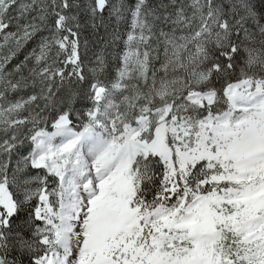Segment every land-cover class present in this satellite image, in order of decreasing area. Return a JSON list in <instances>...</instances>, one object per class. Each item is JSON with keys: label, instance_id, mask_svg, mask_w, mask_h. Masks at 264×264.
I'll use <instances>...</instances> for the list:
<instances>
[{"label": "snow or ice", "instance_id": "obj_1", "mask_svg": "<svg viewBox=\"0 0 264 264\" xmlns=\"http://www.w3.org/2000/svg\"><path fill=\"white\" fill-rule=\"evenodd\" d=\"M0 264H264V0H0Z\"/></svg>", "mask_w": 264, "mask_h": 264}]
</instances>
